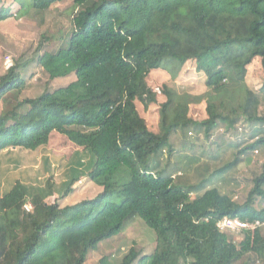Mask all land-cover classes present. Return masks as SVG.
<instances>
[{
	"label": "trees",
	"instance_id": "obj_1",
	"mask_svg": "<svg viewBox=\"0 0 264 264\" xmlns=\"http://www.w3.org/2000/svg\"><path fill=\"white\" fill-rule=\"evenodd\" d=\"M63 2L71 3L72 29L55 51L42 53L48 40L42 36L36 62L50 81L76 79L22 99V67L12 66L0 78V102L10 107L0 113V155L37 151L58 133L94 159L53 202H47L51 184L30 190L17 182L0 195V264H86L100 243L119 236L134 218L155 233V251L142 256L132 248L98 264H243L250 256L264 264V225L239 234L218 228L225 218L264 223V210L255 208L264 200V164L244 201L211 187L207 177L178 184L175 166L156 171L177 155L179 138L192 149L194 138L216 145L237 135L233 160L213 172L219 179L264 153V83L253 90L246 81L255 59L264 70V0H18L25 13ZM12 17L10 9H0V22ZM190 61L205 75L208 92L180 94L164 85L159 132H151L136 107L137 101L146 109L158 103L150 74L163 70L174 80ZM203 103L206 118L195 120L190 106ZM210 157L219 159L217 153ZM83 178L101 192L88 190L90 197L78 200L76 192L86 191V184L78 187ZM72 198L77 201L68 205Z\"/></svg>",
	"mask_w": 264,
	"mask_h": 264
},
{
	"label": "rangeland",
	"instance_id": "obj_2",
	"mask_svg": "<svg viewBox=\"0 0 264 264\" xmlns=\"http://www.w3.org/2000/svg\"><path fill=\"white\" fill-rule=\"evenodd\" d=\"M30 1L26 0V3L28 4ZM2 7L10 9L13 17L7 21L0 22V78L12 66L20 64L22 67L20 72L27 84L26 91L21 97L22 99L37 98L46 89L55 90L73 82L76 79L75 75L50 81L49 76L36 62L38 56L41 55L38 52V48L42 41V36H47L48 39L42 48V53H44L45 51H55L58 49L61 45L60 40L63 39L62 37L68 35L71 31V3L63 2L54 5L49 11L44 13H39L35 10L25 13L20 9L18 0H0V9ZM162 76V73L150 74L148 78L149 86L153 89L159 88L162 90V87L167 85L180 94L185 93L193 96L208 92L205 84V75L197 72L195 61L186 63L178 77L174 80L171 75V77ZM246 81L248 86L253 90H259L262 87L264 83V70L261 59H255L247 67ZM165 101L166 99L163 95H158V103L150 105L148 109L141 102L137 101L136 103L139 114L145 119L151 132H159V105ZM9 102H12V99ZM9 108L0 102V113ZM261 111L264 114V105ZM190 115L195 120H204L206 118L205 104L190 106ZM227 135L224 139H218L216 145H211L203 137H200L201 139L194 138L195 143L192 149L184 147L183 140L179 138L175 142L176 150H178L177 155L174 154L173 157H168L171 160L169 165L163 163L156 171L164 170L165 172H171L175 166V168H178L174 172L176 173L174 175L177 178L176 182L178 184H198L203 178L207 177L211 183V187H217L225 193L237 194L244 201L252 187L251 182L253 178L261 173L262 165L264 164V153L245 159L224 179H219L220 177L215 178L213 177V172L234 158L233 154L235 150L231 148V145L236 141L237 135ZM78 152L81 153L82 156H80L84 160L88 161L89 156L87 153H83L84 151L82 152L80 148L72 144L66 137L53 134L43 152L40 150L37 152L18 151L12 154L10 156L12 163L8 165V169L0 168V194H4L15 183L17 178H22L20 177L22 172L31 176L39 175L40 170H36V168H41V166L36 158L44 156L49 160L54 170L53 179H50V183L53 181L55 183L60 182V180L64 179V174H62L64 171L63 167H65L69 158H73L74 160ZM213 153H217L219 156L218 160L210 157ZM201 154L204 155L199 157ZM21 160H27L29 162L28 166L23 167V163H19ZM193 160L197 161L192 165L191 162ZM154 166H151L150 169L154 168ZM89 167L87 170L90 169ZM44 180L41 179L40 182ZM208 185L210 184L208 183ZM39 188L45 189V187L42 188L40 186ZM87 191L83 193L81 190H78L76 198L78 200L85 199L86 197L89 198L90 194H87ZM50 201L53 202V200ZM76 201V199L72 198L67 203L72 204ZM113 201H120V199L117 197ZM255 208L258 211L264 210V200L258 199L255 203ZM261 231L264 235V227ZM156 245L157 238L155 233L141 219L134 218L127 223L124 231L119 236L100 243L91 252L86 264H98L100 258L103 256H111L113 259L119 260L132 248H136L142 256H149L155 251ZM243 264L260 263L256 257L250 256L246 259V263L243 262Z\"/></svg>",
	"mask_w": 264,
	"mask_h": 264
},
{
	"label": "crops",
	"instance_id": "obj_3",
	"mask_svg": "<svg viewBox=\"0 0 264 264\" xmlns=\"http://www.w3.org/2000/svg\"><path fill=\"white\" fill-rule=\"evenodd\" d=\"M154 73H162L163 76L162 77H167L170 76L169 73H167L166 71L163 70H156L153 71L151 73V75H153ZM171 77V76H170ZM157 81V80H156ZM137 103V102H136ZM159 130V128H158ZM53 134H58V133H53ZM52 134V135H53ZM60 135V134H58ZM62 136V135H61ZM79 148V147H78ZM45 147L38 149L37 151H44ZM83 152V149L80 148ZM18 151H22L24 152V150H19V149H11L10 151H5L4 153H2L0 155V168L2 169H8V165L10 163H12V159L10 158V156ZM37 151H33V152H37ZM26 152H30V151H26ZM7 153H10L7 155ZM86 153V152H83ZM89 158L88 161L84 160L81 156V153L78 152L73 160V158H69V160L67 161L65 167H63V173L64 174V179L60 180V182L55 183V181H53L52 183H50V179L53 177V172L54 170L51 167V164L49 162V160L46 158V156L42 157V158H36V160H38V162H40V167H37L36 170H40V174L39 175H33L31 176L30 174H25L24 172H22L20 174V177L22 178H17L15 183H13V185L6 191L8 192L17 182H21L23 185L27 186L30 190H38L39 186L44 188L47 190L51 185H53V189H52V197H49L47 199V202H51L50 200H53L54 198L58 197L59 194L62 193L65 185L71 180V178L73 176H75V173L78 171L80 173H87L88 170L87 168L90 166L91 167V163L93 162V156H91L89 153H87ZM81 155V156H80ZM17 161V159H16ZM19 163H23V167H27L29 162L27 160L24 161H19ZM166 165L167 162H166ZM89 167V168H90ZM87 170V171H86ZM41 179H45L43 182H40ZM53 179V178H52ZM86 178H83L82 181L80 180L78 183V187L82 184H86L85 186V190H91L93 193L95 194L94 196L98 195L101 192V189L98 187H95L92 183H87ZM28 181V182H27ZM30 182V183H29ZM1 184V183H0ZM51 188V187H50ZM40 189V188H39ZM5 192V193H6ZM4 193V194H5ZM4 194H0V195H4ZM73 204V203H72ZM72 204H68V205H72Z\"/></svg>",
	"mask_w": 264,
	"mask_h": 264
},
{
	"label": "built area",
	"instance_id": "obj_4",
	"mask_svg": "<svg viewBox=\"0 0 264 264\" xmlns=\"http://www.w3.org/2000/svg\"><path fill=\"white\" fill-rule=\"evenodd\" d=\"M153 91L157 94V96L163 95L162 90L159 88L153 89ZM24 208L27 211L32 210V206L30 204H26ZM263 225L264 223L261 222L260 220H257L255 222H246V221H242L239 218H235V219L225 218L218 224V228L221 232L224 233L239 234L244 230L255 231L258 228L262 227Z\"/></svg>",
	"mask_w": 264,
	"mask_h": 264
}]
</instances>
